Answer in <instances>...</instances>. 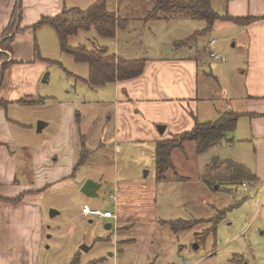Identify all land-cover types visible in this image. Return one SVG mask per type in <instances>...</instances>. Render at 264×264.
Masks as SVG:
<instances>
[{
    "label": "rangeland",
    "instance_id": "obj_1",
    "mask_svg": "<svg viewBox=\"0 0 264 264\" xmlns=\"http://www.w3.org/2000/svg\"><path fill=\"white\" fill-rule=\"evenodd\" d=\"M67 1L68 8L86 10L98 0ZM107 5L126 21L119 29L117 40L102 37L92 28L69 37L68 47L84 46L90 51L105 47L109 53L116 52L118 58L138 60L170 54L178 38L194 40L189 45L193 51L202 52L211 40L210 33H203L207 22L183 11L169 20L164 18L145 24L143 17L153 8V0H108ZM220 5L221 0H213V9L222 7ZM48 29V33L53 31ZM49 43L48 35L42 32L40 45L50 48ZM41 54L50 59L40 86V91L47 92L49 99L46 97L44 106H10L12 118L25 125H21L17 144L23 149L36 150L54 138L59 133L63 102H73L85 116L81 133L88 130L89 148L93 152L78 168L77 181L72 185H58L43 195L47 207L48 249L47 255L42 257L47 264H70L80 252V264H238L242 258L244 264L246 261L264 264V235L259 232V228H264L254 217L255 196H242V184L232 187L227 181L229 170L222 166L226 160H219L221 156L217 154L221 146L199 152L196 144L186 143L183 150L173 152L177 174L171 171L165 180L158 182L156 146L148 142L122 143L115 136L113 123L107 124L105 115L113 110L112 105L104 104L113 99L110 86L92 91L85 82L90 76L88 65L77 63L71 54L64 52L58 38L52 50H43ZM67 91L71 93L68 95ZM97 101L99 104L95 103ZM41 123L49 125L38 133ZM164 136L169 137V134ZM228 152L237 156L233 145ZM89 180L101 185L96 197L82 193V187ZM123 182L130 183L125 186L135 199L134 206L127 202L120 204L122 213L127 216L130 213L126 209L135 208V217L145 215L137 219L145 223L136 221L135 227L127 229L130 226L120 228L122 223L115 218L83 217L85 206L117 214L118 196L125 201L128 198L118 189V184ZM237 187L240 199L231 191ZM155 192L156 199H149L153 204L151 208L144 198L147 194L154 196ZM52 211L58 215L52 217ZM178 220L195 221V226L173 234L168 225H162V221ZM109 223L114 225L111 230L106 229ZM208 230L212 232L206 238L197 236ZM130 240L134 241L128 242ZM82 247H87L88 251Z\"/></svg>",
    "mask_w": 264,
    "mask_h": 264
},
{
    "label": "crops",
    "instance_id": "obj_2",
    "mask_svg": "<svg viewBox=\"0 0 264 264\" xmlns=\"http://www.w3.org/2000/svg\"><path fill=\"white\" fill-rule=\"evenodd\" d=\"M67 4V0H0V51H3L1 42L6 38L4 35L15 10L22 9V21L9 34L15 39L12 52L4 51L8 57L6 63L10 64L2 74L0 84V101L6 102V106H0V264H47L42 257L47 255L48 249L47 207L43 195L58 185H72L77 181L73 171L79 159L81 143L77 138L80 135H84L89 148L88 130L81 133L85 116L73 102H63L58 135L36 150L23 149L17 144L21 125H25L10 114V106H29L22 105V100L31 103L46 95L44 106L46 97L49 99L47 92L40 91V86L50 59L41 52L52 50L58 36L53 29L48 33L50 26L33 27L42 17H55L65 9H72ZM220 6L214 9L221 16L254 21L241 26L217 20L204 52L193 51L191 45L180 48L175 45L181 41L178 38L170 54L146 58L142 75L108 84L113 99L104 104L112 105L113 110L106 113L105 119L109 121L108 125L113 123L115 136L120 142H148L156 146L158 141L191 130L196 121L213 122L227 112L238 114L232 144L237 156L229 154V146L224 145L217 152L224 159H218H235L256 177V182L242 185V196H255L254 217L264 228V0H221ZM42 32L48 35L50 48L40 45ZM118 32L119 29L115 40ZM211 52L224 60L212 59ZM70 93L67 91L68 95ZM95 103L99 104L98 101ZM44 125L38 133L49 124ZM158 126L165 127L163 134ZM167 133L169 137L164 136ZM92 153L89 152L87 161ZM127 184L130 183L118 184V189L128 198L125 201L119 195L118 213H112L122 223L120 228L130 226L127 228L130 229L136 226V221L145 223V220H137L145 215L141 213L136 218L135 208L131 207L126 209L130 214L125 216L122 213V202L134 206L135 198L126 188ZM237 189L231 191L237 195ZM142 194L140 199L144 198ZM156 197V192L154 196L145 195L149 207L153 205L149 199ZM19 198H22L21 202H13ZM150 222L153 223V219ZM162 225L166 224L162 221ZM112 227V223L106 225L108 230ZM259 232L264 235L261 228ZM242 260L245 263V259Z\"/></svg>",
    "mask_w": 264,
    "mask_h": 264
},
{
    "label": "trees",
    "instance_id": "obj_3",
    "mask_svg": "<svg viewBox=\"0 0 264 264\" xmlns=\"http://www.w3.org/2000/svg\"><path fill=\"white\" fill-rule=\"evenodd\" d=\"M107 2L108 0H98L86 10L79 8L65 9L55 17H42L39 23L33 27L34 29H38L43 26H50L57 33L62 50L71 54L77 63L88 65L90 76L85 82L92 89H97L116 81L135 79L142 75L147 63L146 59L127 60L118 58L116 54L109 53L105 47L90 51L84 46L77 48L67 46L69 37L75 36L81 31H90L92 28L102 37L115 39L117 30L126 21L122 20L116 12L109 10ZM212 2L213 0H153V8L146 13L143 20L145 24L164 18L169 20L175 13L183 11L191 15L194 19L205 20L207 22V27L203 31L204 35L212 32L217 20L231 21L241 26H246L254 21L251 18L221 16L213 9ZM21 21L22 9L20 8V10H15L4 35L6 38L1 42L3 51H0V84L2 74L10 64L8 62L6 63L8 57L5 52H12V43L15 40L14 36L9 37V34L16 29L18 23ZM193 41L181 40L175 45L182 48L189 46ZM20 103L22 105H35L42 104L44 101L43 99H37L35 102L28 103L22 100ZM0 106H6V102L0 101ZM237 120L238 114L227 112L216 121L205 123L196 121L191 130L173 136L171 139L158 141L155 147L157 181L165 180L167 174L171 171L177 174L173 163V152L177 149L183 150L186 143L196 144L199 152H206L216 146H224L223 144L231 146L234 143L233 135ZM80 143L79 159L76 162L73 176L76 174L78 168L87 161L89 152H91L86 146L84 135H80ZM223 165L226 167V170H229L227 181L233 184L232 187L256 182V177L245 166L230 159L223 161ZM21 201L22 198L13 200L15 203ZM164 224L168 225L172 232L178 234L192 229L195 226V221L178 220L164 222ZM211 232L212 230H208L197 236L206 238ZM80 263L79 253L72 259L70 264ZM238 264H244V260H240Z\"/></svg>",
    "mask_w": 264,
    "mask_h": 264
},
{
    "label": "water",
    "instance_id": "obj_4",
    "mask_svg": "<svg viewBox=\"0 0 264 264\" xmlns=\"http://www.w3.org/2000/svg\"><path fill=\"white\" fill-rule=\"evenodd\" d=\"M44 126H45L44 123H41L39 125V129H38L39 131L38 132H41V130L43 129ZM158 129H159L160 133L163 134L165 127L164 126H158ZM99 188H100L99 184L95 183L92 180H89L82 187V193L85 194L88 197H96L98 195V189ZM57 214H58L57 212H53L52 211L51 216L54 217ZM82 249L84 251H88L87 247H82Z\"/></svg>",
    "mask_w": 264,
    "mask_h": 264
},
{
    "label": "built area",
    "instance_id": "obj_5",
    "mask_svg": "<svg viewBox=\"0 0 264 264\" xmlns=\"http://www.w3.org/2000/svg\"><path fill=\"white\" fill-rule=\"evenodd\" d=\"M210 56L214 60H224L220 55L211 52ZM114 198V197H113ZM115 199V198H114ZM84 217L89 218L91 216H97L99 218H115V215L112 212H102L99 210H90L89 207H84Z\"/></svg>",
    "mask_w": 264,
    "mask_h": 264
}]
</instances>
